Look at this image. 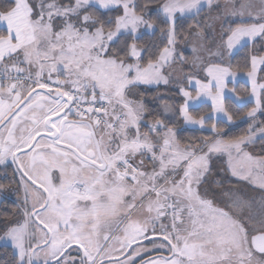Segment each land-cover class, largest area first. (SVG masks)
Masks as SVG:
<instances>
[{"label":"snow or ice","instance_id":"snow-or-ice-1","mask_svg":"<svg viewBox=\"0 0 264 264\" xmlns=\"http://www.w3.org/2000/svg\"><path fill=\"white\" fill-rule=\"evenodd\" d=\"M0 24V165H15L0 194L17 193L0 264H264V195L225 189L211 163L226 156L223 171L264 193V156L246 151H264V0H11ZM240 50L247 129L213 122L182 143L166 93L149 91L176 81L185 123L205 127L189 112L205 96L233 122L224 92Z\"/></svg>","mask_w":264,"mask_h":264},{"label":"rangeland","instance_id":"rangeland-1","mask_svg":"<svg viewBox=\"0 0 264 264\" xmlns=\"http://www.w3.org/2000/svg\"><path fill=\"white\" fill-rule=\"evenodd\" d=\"M178 51H181L184 53L185 56L191 58V51H190V45H182ZM190 69H186V71H189ZM250 70V68L246 71H233L236 73V76L233 78L231 76H229L226 79V89L224 92V103H225V99L229 98L231 99L236 105H244V104H248L251 103V107H253L254 105V98H251V89H252V84H251V80L248 78L247 76V72ZM264 66H261V69L258 70L257 72V81L258 83H264ZM196 79H200L203 80L204 79V73H200L199 75L196 76ZM238 82H242L245 83L248 86V93L245 94L243 93V95H240L239 93L237 94L235 91L233 92L232 90H234L235 85ZM177 82L173 81V83L169 86H164L163 84H161L159 87L161 88H166L167 91L165 92L166 95H164L162 97V99L167 100L168 103L172 106V111L169 113V119L172 125H174L176 128H178L179 130L182 129H197L203 132H210L212 133L211 129L208 127L209 125H207L205 123V127L201 128L199 125H195V124H188L185 123L184 119L180 116L178 108L179 105L184 103V97L182 96L181 93H179L178 88L176 87ZM184 87L186 88V90L191 91L193 93V95H195V89H196V85L195 82L193 81V83L191 85H188L187 83L184 84ZM155 89V88H153ZM141 91H143V88H141ZM160 92V91H159ZM163 93V92H161ZM236 96H242L245 97L246 99L244 101H238L236 100ZM157 105L160 103V101H154ZM201 104H206L210 107L209 111L205 114L206 115V120L211 118L214 122L216 121H221L227 124H231L234 125L235 124V120L233 122H228L226 116L224 115V113H214L212 112V101L209 97H202L199 100H195L189 103V109L190 108H196ZM261 113H258L257 116H259ZM243 121H247L246 119H242ZM142 130H147L146 128H143ZM213 134V133H212ZM246 151H250V149L247 147ZM227 160L226 156L223 157H216L213 156L212 158V166H213V172H220V175L215 177L216 179H222L224 180L225 178H227V180H230L232 184H225L224 183V187L225 189H231V190H240L242 191L244 194L248 195V196H254L257 199H259L262 195H264V193L261 192V190L258 187H254L250 182H245L243 180H240L238 178H234L231 176L230 172L227 171H223L224 166H225V161ZM6 164H11L13 166V168L15 167V165L12 164L11 159H9ZM3 165H0V167ZM3 174V173H0ZM213 187H215V185H213ZM22 192V191H21ZM23 195V193H22ZM21 195V196H22ZM214 195L216 197V201L218 204H220V206H223L226 201H224L221 198V193L219 191H216L214 193H210V197ZM3 198H6L8 200H12L14 203L17 200V196H13L11 194V192H7V193H3L0 194V202ZM6 209V210H4ZM11 208H0V215L9 212ZM0 245H6L9 246L11 248V245L9 243H7L4 240H0ZM12 250V248H11ZM159 255V252H155V253H149V255ZM167 254V253H164ZM256 258L257 259H264V257H261L260 254L256 253Z\"/></svg>","mask_w":264,"mask_h":264},{"label":"trees","instance_id":"trees-1","mask_svg":"<svg viewBox=\"0 0 264 264\" xmlns=\"http://www.w3.org/2000/svg\"><path fill=\"white\" fill-rule=\"evenodd\" d=\"M11 3V0H0V7L4 6L5 4H9ZM190 22V21H189ZM185 27H187V25H185ZM4 32L3 30H0V33ZM157 36H159V33L157 32ZM243 51L245 50H240V54L235 55L232 59H231V70L232 71H246L250 68L249 64H246L242 58L243 55ZM264 76V75H263ZM235 92L240 95H243V93L247 94L249 89L248 86L245 83L242 82H238L235 87ZM160 91L165 93L167 91L166 88H161L159 87L158 89H151L148 93L149 97H151L155 92ZM149 108L151 109H156L157 108V104L155 102H151L149 103ZM225 107L228 109L229 112H231V114L234 117L235 120V124L231 125V124H227L221 121H216V123H218L219 126L223 127L227 133L228 137H234V136H239L241 134L244 133L245 129H247L248 127V123L247 121H243L242 117L243 114L249 109L251 108V103L248 104H244V105H236L231 99L226 98L225 99ZM210 107L206 104H201L196 108H190L189 112L191 113V115H193L196 118H199V116L201 114H206L209 111ZM258 120H264V114H260L259 116H257ZM214 121L209 118L205 121V123L207 125H210L211 123H213ZM213 134L210 132H203L197 129H182L179 132V137L182 143H186L189 142L192 139H196L197 143L200 142L199 138L202 137H211ZM248 148L250 149V151L254 154V155H258V156H264V151H262L261 149V144L258 141L257 143L253 144V145H249ZM5 170L8 171V173L11 172L10 167H4V168H0V173H3ZM224 183L225 184H232L230 180H227V178L224 179ZM7 205H9L8 201L5 199H2L0 202V208H4ZM12 206H15L14 204H11ZM11 205L9 206V208H11ZM8 209V207H6ZM14 208V207H13ZM12 209V208H11ZM6 210V209H4ZM11 248L9 246L6 245H0V261L3 260H7L10 259L11 256ZM259 254V253H258Z\"/></svg>","mask_w":264,"mask_h":264},{"label":"flooded vegetation","instance_id":"flooded-vegetation-1","mask_svg":"<svg viewBox=\"0 0 264 264\" xmlns=\"http://www.w3.org/2000/svg\"><path fill=\"white\" fill-rule=\"evenodd\" d=\"M8 166L10 167V169H11V171H12L13 166H12L11 164H6V165H4V166H1L0 168H4V167H8ZM6 171H7V170H6ZM7 172H8V171H7ZM8 174L10 175L11 172L8 173ZM12 187L14 188L15 185L13 184ZM9 192H11V194H12L13 196H17V193H15V192H13V191H9ZM19 195L21 196V195H22V192H20ZM3 199L7 200L8 203H9V205H7L6 207L9 208V206H10L11 204H14V205H15V203H14L12 200H8V199H6V198H3ZM13 207H15V206H12V205H11V208H12V209H13ZM157 255H158V254H157ZM165 255H166V254H165Z\"/></svg>","mask_w":264,"mask_h":264},{"label":"crops","instance_id":"crops-1","mask_svg":"<svg viewBox=\"0 0 264 264\" xmlns=\"http://www.w3.org/2000/svg\"><path fill=\"white\" fill-rule=\"evenodd\" d=\"M4 29H5V26L3 24H0V30H3L4 31Z\"/></svg>","mask_w":264,"mask_h":264}]
</instances>
